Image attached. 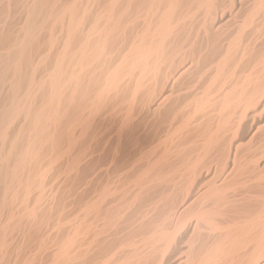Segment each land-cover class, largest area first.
Listing matches in <instances>:
<instances>
[{
	"label": "bare ground",
	"instance_id": "obj_1",
	"mask_svg": "<svg viewBox=\"0 0 264 264\" xmlns=\"http://www.w3.org/2000/svg\"><path fill=\"white\" fill-rule=\"evenodd\" d=\"M0 264H264V0H0Z\"/></svg>",
	"mask_w": 264,
	"mask_h": 264
}]
</instances>
